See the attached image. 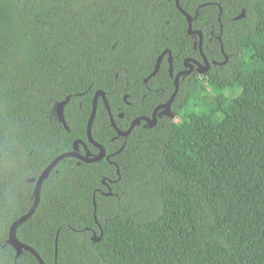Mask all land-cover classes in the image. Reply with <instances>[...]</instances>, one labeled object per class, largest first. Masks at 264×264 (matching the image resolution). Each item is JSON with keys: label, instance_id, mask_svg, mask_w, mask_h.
Returning a JSON list of instances; mask_svg holds the SVG:
<instances>
[{"label": "trees", "instance_id": "trees-1", "mask_svg": "<svg viewBox=\"0 0 264 264\" xmlns=\"http://www.w3.org/2000/svg\"><path fill=\"white\" fill-rule=\"evenodd\" d=\"M180 4L198 10L210 63L180 78L172 103L190 130L164 116L117 136L99 98L92 136L110 160H60L17 228L45 264H264V0ZM187 26L174 0H0V264H40L27 250L16 258L9 230L33 205L31 178L77 139L99 152L87 134L94 93L122 130L150 115L147 86L164 89L160 101L175 89L166 59L145 83L158 56L169 49L174 71L200 58ZM67 96L69 129L55 113Z\"/></svg>", "mask_w": 264, "mask_h": 264}, {"label": "water", "instance_id": "water-1", "mask_svg": "<svg viewBox=\"0 0 264 264\" xmlns=\"http://www.w3.org/2000/svg\"><path fill=\"white\" fill-rule=\"evenodd\" d=\"M175 3L179 9L180 12H182L185 17L187 18V21H188V33L190 34H193V35H198L199 36V41H196L195 42V47L197 48V44L199 46V50H200V53L202 54V57H203V60H204V64H201L200 62L196 61V60H193L196 64L200 65L201 68H199L197 71L199 73H206L207 70L210 68V63L206 57V55L204 54L203 50H202V46H203V33L200 29H194L193 28V21L195 18H197L198 16V10H196L195 12V16H192L188 11H186L180 4V0H175ZM208 3H204L202 5H206ZM222 11V8L220 7V12ZM245 16V10H242V12L236 17L237 19L241 18V17H244ZM220 17H219V21H220ZM219 39L221 40V37H219ZM221 49H222V52L224 53V56H225V59L222 61V63H226L227 60H228V55L224 52V47L223 45L221 44ZM169 52L170 53V57H169V62H170V74L173 75L174 74V69H173V62H172V56H171V51L169 49H165L157 58V61H156V65H155V68L153 70V72L145 79V81H147L150 77L156 75V73L158 72L160 66H161V63H162V60H163V57L164 55ZM186 65H189L190 66V69H187V70H183V71H180L179 73L176 74L175 76V80H174V84H175V89L173 91V93L171 94L169 100L164 103L163 105L161 106H158L154 113H153V116L152 117H147V116H140V117H137L135 118L130 126L128 127L127 130H122L121 128H119L115 122V119H114V116L112 114V111L110 109V106H109V102H108V99H107V96H106V93L105 91L103 90H97L95 93H94V97H93V102H92V110H91V114H90V118H89V121H88V125H87V134H88V140L91 144H93L94 146H96L98 149H99V152L97 154H92V152H90L89 150H87L85 152V154H81L79 152V144H83L84 147L87 149V145L84 141H82L81 139H77L74 141L73 143V149L71 151H67V152H63L61 153L60 155H58L43 171L42 173L40 174V176L35 180L34 178H31L32 181H35V187H34V192H33V195H34V202H33V205L31 206V208L29 209L28 212H26L25 214H23L22 216H20L18 219H16L11 227H10V230H9V238H8V243L11 244L15 250H16V258L19 257L20 254L23 253V251L27 250L29 252H31L39 261L40 264H45L43 258L41 257V255L39 254V252L32 246L22 242L18 237H17V228L24 222L26 221L27 219H29L33 214L34 212L36 211L38 205H39V202H40V198H41V190H42V184L44 182V180L49 176V174L51 173V171L55 168V166L57 165V163L62 160L63 158H66V157H77L80 159V161H85V162H96V161H100L102 160L103 158H107L108 160H110V154L107 155L106 154V149L105 147L97 142L93 136H92V125H93V122H94V119H95V116H96V113H97V107H98V100L99 98H102L108 112H109V115H110V119H111V123H112V126L116 129L117 131V136H128L131 131L133 130V128L136 126V125H139L141 123V120L145 119L147 120V123L149 124L150 127H153L155 126V124L157 123V111L159 109H163V111L160 113L161 115L162 114H165V115H168L172 118H174L176 116V114L172 111L171 109V105L178 93V90H179V87H180V77L183 75L185 76L186 74L190 73L192 71V67H193V64H188L187 61H186ZM127 96L128 95H125V99H127ZM70 101V96H67L64 100L58 102L55 106V113H56V117L58 118V120L60 122H62L64 124V126L69 129V126L67 125V121H66V118H65V107L67 105V103ZM123 114H121L122 116ZM123 149V146L117 151L115 152L114 154L120 152L121 150ZM80 163V162H79ZM118 167V166H117ZM119 169H118V174H119ZM103 183L106 184L109 188V192L108 194H112V191H111V188L109 187L107 181L104 179L103 180ZM94 206L96 208V200H95V197H94ZM97 221V219H96ZM98 222V221H97ZM99 227L101 228V225L99 224ZM102 235H103V229L101 228V232L100 234L98 235L96 232L93 233L92 235V240L94 242H97V241H100L101 238H102ZM57 241H58V236L56 237V254L58 252V245H57Z\"/></svg>", "mask_w": 264, "mask_h": 264}, {"label": "flooded vegetation", "instance_id": "flooded-vegetation-1", "mask_svg": "<svg viewBox=\"0 0 264 264\" xmlns=\"http://www.w3.org/2000/svg\"><path fill=\"white\" fill-rule=\"evenodd\" d=\"M175 1V0H174ZM186 31H187V34H188V38H190L191 39V43L193 44V48L194 49H197L196 47H195V36L193 35V34H190V33H188V26H187V28H186ZM213 35L215 34L213 31L211 32ZM216 37H218V36H216ZM199 54H200V58H196V57H192V56H185V57H183V59H182V64H183V66H182V68H180L179 70H177V71H174V74L173 75H171L170 74V62H169V57H170V53L169 52H167L165 55H164V57H163V60H162V63H163V61L166 59L167 60V62H168V72H169V75H170V77L172 78V81H173V83H174V80H175V76H176V74L177 73H179L180 71H183V70H187V69H190V66L189 65H186V61H187V63L188 64H193V67H192V71L190 72V73H188V74H191V73H193V72H195V71H197L199 68H201V66L200 65H198V64H196L193 60H196V61H198V62H200L201 64H204L203 63V57H202V54L200 53V51H199ZM172 56V62H173V55H171ZM161 63V64H162ZM216 63V62H215ZM173 69H174V66H173ZM153 71V70H152ZM150 74H151V72H150ZM150 74H148V76L150 75ZM188 74H186V75H188ZM147 76V77H148ZM182 77H184L183 75L180 77V78H182ZM146 79V78H145ZM145 81V80H144ZM148 81V80H147ZM147 81H145V83H147ZM147 91H149V96H150V101L148 102V104L149 105H151V100L153 101V103H154V106H153V110H152V112H151V114L150 115H140V116H147V117H152L153 116V113H154V111H155V109L158 107V106H161V105H163L164 103H166L168 100H169V98L167 99V100H162V101H160L159 99L163 96V95H165V94H162L161 92H163L164 93V89H161L160 90V88H158V87H149V86H147ZM172 94V92L170 93V95ZM146 96V93H144L143 94V98ZM170 97V96H169ZM126 100V99H125ZM171 109H172V105H171ZM163 111V109H159L158 111H157V113H156V115H157V122L159 121V118H162V117H164V116H168V115H165V114H160L161 112ZM121 114H123L122 116H121ZM140 116H138V117H140ZM119 117L120 118H123L124 117V113L123 112H121L120 114H119ZM132 122V121H131ZM157 124V123H156ZM155 124V125H156ZM139 125H142L143 127H147V126H149V124L147 123V120H141V123L139 124ZM86 150V149H85ZM81 153V152H80ZM81 154H84V153H81Z\"/></svg>", "mask_w": 264, "mask_h": 264}, {"label": "rangeland", "instance_id": "rangeland-1", "mask_svg": "<svg viewBox=\"0 0 264 264\" xmlns=\"http://www.w3.org/2000/svg\"><path fill=\"white\" fill-rule=\"evenodd\" d=\"M209 83L212 84V85H211V86H212V89H211L212 91L215 90V89L217 88V86H216L215 83H213V82H211V81H209ZM230 95L233 96L234 93H231ZM234 109H236V107H235ZM173 119H174L176 122L181 123L186 131H189V130H190V128H191L190 125H189L188 123L182 122L180 117H176V116H175Z\"/></svg>", "mask_w": 264, "mask_h": 264}]
</instances>
